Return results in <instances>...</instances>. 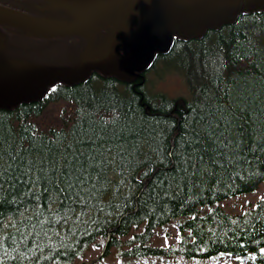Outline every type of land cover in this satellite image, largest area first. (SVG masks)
Masks as SVG:
<instances>
[{
	"label": "trees",
	"instance_id": "1",
	"mask_svg": "<svg viewBox=\"0 0 264 264\" xmlns=\"http://www.w3.org/2000/svg\"><path fill=\"white\" fill-rule=\"evenodd\" d=\"M157 62L185 77L190 99L95 72L0 109V264H75L99 237L123 263L264 262V199L244 214L213 206L264 183V11L175 39ZM182 218L174 247L151 245Z\"/></svg>",
	"mask_w": 264,
	"mask_h": 264
},
{
	"label": "water",
	"instance_id": "2",
	"mask_svg": "<svg viewBox=\"0 0 264 264\" xmlns=\"http://www.w3.org/2000/svg\"><path fill=\"white\" fill-rule=\"evenodd\" d=\"M75 24L55 25L0 7V22L24 27L31 34L52 37L85 34L104 21L112 26L106 43L86 51L76 68H55L10 62L0 67V108L40 99L57 82L73 85L93 71L134 81L156 53L168 52L173 37L200 39L208 29L232 24L243 12L264 11V0H56Z\"/></svg>",
	"mask_w": 264,
	"mask_h": 264
},
{
	"label": "flooded vegetation",
	"instance_id": "3",
	"mask_svg": "<svg viewBox=\"0 0 264 264\" xmlns=\"http://www.w3.org/2000/svg\"><path fill=\"white\" fill-rule=\"evenodd\" d=\"M0 6L55 22L73 20L67 11L49 0H0ZM109 30L107 25H101L92 42L90 38L80 36L58 38L29 36L20 27L0 23V64L13 59L45 65H62L63 61L76 62L87 44L95 45L99 39L106 37Z\"/></svg>",
	"mask_w": 264,
	"mask_h": 264
},
{
	"label": "rangeland",
	"instance_id": "4",
	"mask_svg": "<svg viewBox=\"0 0 264 264\" xmlns=\"http://www.w3.org/2000/svg\"><path fill=\"white\" fill-rule=\"evenodd\" d=\"M65 63V61H63ZM168 70V67L164 65L161 72ZM147 77V76H146ZM151 77L152 86H150L151 94L157 95V92H164L169 96L183 95L187 94L186 85L184 83L183 78L177 73H171L164 80H160V78L155 75H149ZM147 77V78H148ZM190 94V93H189ZM264 198V183L260 184L259 188L254 192L245 193L238 197L228 199L219 203L220 207L228 213H244L251 207L255 206V204ZM205 210H208L206 208ZM177 229L176 226H170L165 229H161L157 236L155 235L153 238L154 245H167L169 243H174L178 241ZM106 246V239L101 238L98 240V243L90 248L88 253L84 258L77 261V264H118L120 262V258L118 256L119 252L115 248H110L108 254H104ZM102 253L104 255H102ZM102 255V256H101ZM106 255V256H105ZM104 257V258H103ZM119 260V261H118ZM182 260L180 259H147L142 260L140 262L133 261L129 264H182ZM198 261H191L189 264H196ZM221 259H215L212 264H217ZM231 264H251L249 262L239 261L237 259L230 260ZM206 264L208 261L205 262ZM187 264V263H184ZM211 264V263H210ZM222 264V263H221Z\"/></svg>",
	"mask_w": 264,
	"mask_h": 264
},
{
	"label": "bare ground",
	"instance_id": "5",
	"mask_svg": "<svg viewBox=\"0 0 264 264\" xmlns=\"http://www.w3.org/2000/svg\"><path fill=\"white\" fill-rule=\"evenodd\" d=\"M101 46L102 45L100 43H96L95 45L94 44L93 45L91 44L90 47H89V51L90 52H93V51L99 49Z\"/></svg>",
	"mask_w": 264,
	"mask_h": 264
}]
</instances>
